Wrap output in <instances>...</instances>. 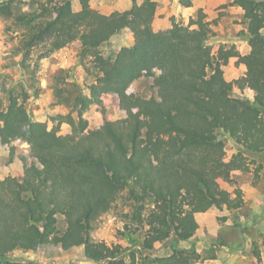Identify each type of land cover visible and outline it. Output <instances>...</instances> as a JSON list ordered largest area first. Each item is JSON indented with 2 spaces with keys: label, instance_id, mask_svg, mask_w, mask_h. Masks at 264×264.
<instances>
[{
  "label": "trees",
  "instance_id": "obj_1",
  "mask_svg": "<svg viewBox=\"0 0 264 264\" xmlns=\"http://www.w3.org/2000/svg\"><path fill=\"white\" fill-rule=\"evenodd\" d=\"M82 1L74 10L72 0H0L4 32L26 75L25 87L4 88L0 98V143L22 140L32 159L23 158L20 176L0 178V264H40L12 254L50 243L62 251L81 247L96 264H195V244L181 243L199 230L196 214L242 207L241 189L229 191L220 182L248 171V155L264 154V0L229 1L242 11L244 53L223 43L213 52L216 33L202 9L187 22L172 17L169 28L154 30L155 0H132L129 8L109 13ZM121 28L133 34V49L114 57L98 53ZM73 41L91 57L94 72L88 92L60 72L52 77L54 103L70 108L53 117L71 128L61 134L58 125L34 119L25 102L42 89L39 60ZM233 57L245 70L226 80L223 66ZM144 76L153 77L154 93H127ZM235 88L251 98L235 96ZM106 94L124 118L90 129L83 113ZM228 139L235 145L229 157ZM111 211L123 221L127 249L92 237L97 220ZM166 241L174 246L156 253Z\"/></svg>",
  "mask_w": 264,
  "mask_h": 264
},
{
  "label": "rangeland",
  "instance_id": "obj_2",
  "mask_svg": "<svg viewBox=\"0 0 264 264\" xmlns=\"http://www.w3.org/2000/svg\"><path fill=\"white\" fill-rule=\"evenodd\" d=\"M140 0H137L139 3ZM230 0H210L207 4L202 3L200 9L206 14L207 20L212 21V27L216 33L210 39L213 52H215L219 44L223 43L227 46H233L239 52L247 51V43L244 39V34L241 33L244 28L241 23L242 16L236 6L229 5ZM92 2V4L90 3ZM194 2V1H193ZM167 3L168 9L164 11V4ZM165 3L157 1L155 17L152 23L154 30H165L171 26V18L177 21L187 22L190 15H194L198 9L185 11L182 8H177L174 0H167ZM132 4V0H90L89 5L102 13H109L113 10H125ZM193 4V3H192ZM74 10H79L83 6L82 0H72ZM182 7V6H181ZM125 8V9H124ZM157 14L162 16L156 17ZM167 15V23H162V18ZM169 25L166 27V25ZM264 33V29H262ZM135 44L133 34L126 28H121L115 33L108 42L96 49L100 54L107 57H114L121 49L132 50ZM79 41H73L63 47L53 49L47 56L39 60V66L36 73V80L41 86L40 94L37 98L27 99L25 106L33 115L34 119L43 121L48 128L58 125L59 133L70 134V126L66 122L58 123L53 117L57 114H66L70 108L55 104L50 87L54 74L60 72L65 76L67 82L79 83L84 92L87 84L92 80L94 68L92 67L91 57L86 56L81 51ZM34 59L38 55L37 49L33 51ZM19 56L13 55V42L10 35L4 32V22L0 19V98L3 96L4 88L15 86L16 88L25 87L26 75L19 68L17 61ZM236 58H230L228 63L223 66L224 77L226 80H234L240 77L245 68L242 64L236 63ZM157 74L158 70L153 69ZM153 84L152 76L141 77L130 84L127 93H143L151 94L153 91L150 85ZM154 93V92H153ZM233 94L240 97H250L248 91L241 92L237 88ZM83 118L88 121V127L95 129L101 125L106 119H123L124 113L119 110L114 104L112 97L109 94L101 96V102L89 101L86 110L83 113ZM227 157L235 151L234 142L231 139L227 140ZM28 145L20 139L12 140L7 144L0 143V178L20 176L23 158L26 162L32 159L29 157ZM249 170L234 171L232 173V181H221L223 188L232 191L234 188L241 186L254 185L258 188L261 195L258 196V201L254 202L256 208L243 205L238 211L230 210V213L225 217H220L226 220L229 216L232 220L246 221L238 223L233 231L228 228H222L224 234V243L211 242V244L202 248V245L195 247L198 254L195 259V264H264V154L248 155ZM237 212V213H236ZM248 219V220H247ZM60 225L63 223V217H58ZM123 227V221L120 215L115 211L107 212L101 215L94 225L92 237L97 241H104L107 244H121L124 248L131 247L128 239L121 236L120 232ZM204 230H199L198 235H203ZM207 236V234H204ZM191 241L181 243L184 246H190ZM256 243L260 250V261L252 255L253 244ZM174 244L171 241L159 243L155 247V252L158 254L168 253ZM199 248V249H198ZM198 250V251H197ZM235 251L233 256L228 253ZM207 256H215L207 258ZM12 257L24 261H36L40 264H96L95 262L86 260L82 256V248H72L69 251H62L59 245L48 244L37 251L15 250ZM215 259L220 261H216Z\"/></svg>",
  "mask_w": 264,
  "mask_h": 264
},
{
  "label": "crops",
  "instance_id": "obj_3",
  "mask_svg": "<svg viewBox=\"0 0 264 264\" xmlns=\"http://www.w3.org/2000/svg\"><path fill=\"white\" fill-rule=\"evenodd\" d=\"M156 2L158 0H155ZM162 3H165L167 0H159ZM210 0H194L192 6L189 7H181L178 4V0H174V3H176V7L177 8H182L185 11H189L191 9L195 10V9H200L203 5L202 3H208ZM140 2V1H139ZM220 2L222 3V0H220ZM92 4V2H90ZM125 9V8H124ZM168 9L167 3L164 4V11H166ZM237 9H239L241 11V9L239 7H237ZM120 11L122 10V8L119 9ZM160 14V13H159ZM159 14L156 13V17H159ZM162 16V13L160 14V17ZM162 23H167V15L166 17L162 18ZM169 25V23L166 25V27ZM241 191H242V198L244 201L245 205H248L249 207H254L256 208L257 205L254 204V202L258 201V196L261 195L260 191L258 190V188L254 185H251V187L249 185H245V186H241L240 187ZM239 208H232V209H222V210H218L216 208H210L209 210L205 211V212H200L196 214V219L197 222L199 224V230L202 229V231L204 230L205 232H203V235L199 236V230L196 232L195 237L191 240V243L196 244V246L202 245V248H205L206 244L209 245L211 244V242H216V243H222L224 242V234L221 232L222 228H228L231 230H235L236 226H237V222L238 223H244L246 222L238 220V219H230V216L224 220L220 217H225L227 214L230 213V210L234 211H238ZM237 213V212H236ZM248 220V219H247ZM204 234H207L204 235ZM198 243V244H197ZM197 248V247H196ZM199 249V248H198ZM198 251V250H197ZM233 254H235V251L233 252H229L228 255L229 256H233ZM216 261H220L215 259Z\"/></svg>",
  "mask_w": 264,
  "mask_h": 264
}]
</instances>
